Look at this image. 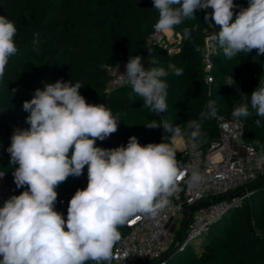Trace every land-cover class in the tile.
<instances>
[{
    "label": "clouds",
    "instance_id": "obj_1",
    "mask_svg": "<svg viewBox=\"0 0 264 264\" xmlns=\"http://www.w3.org/2000/svg\"><path fill=\"white\" fill-rule=\"evenodd\" d=\"M237 7L234 0H153L158 13L153 27L160 33L172 31L185 19H196L197 11L211 8L204 20L219 26L213 39L227 59L253 50L264 56V0H248V7L234 13ZM17 31L13 20L0 16V81L10 57L18 51ZM183 35L190 38V31L185 29ZM33 43L38 46V39ZM142 60L139 55L130 57L121 76L142 99L143 107L157 114L165 112L166 78L181 76L184 70L171 62L166 68L146 69ZM234 84L232 76L226 79L225 85ZM82 86L57 80L43 90L36 89L33 98L23 102L30 127L14 131L7 151L10 164L18 165L12 173L16 187L27 189L0 207V264H112L114 248L122 239L120 227L158 217L178 192L183 177L191 186L203 181L199 171L189 174L181 168L176 147L167 142L141 145L131 136L126 146H96L97 140L104 141L118 131L121 118L103 103H88L79 91ZM240 94L232 115L248 118L255 114V124L261 126L264 80L250 96ZM217 118L216 104L209 101L206 111L187 127L195 136L204 120ZM145 126L160 127L155 122ZM163 129L173 136L182 134L179 125L168 123ZM85 166L87 186L76 190L65 219L55 208L56 189L69 176L80 177Z\"/></svg>",
    "mask_w": 264,
    "mask_h": 264
},
{
    "label": "trees",
    "instance_id": "obj_2",
    "mask_svg": "<svg viewBox=\"0 0 264 264\" xmlns=\"http://www.w3.org/2000/svg\"><path fill=\"white\" fill-rule=\"evenodd\" d=\"M234 3L238 6L234 13L248 7V0H234ZM3 15L13 20L18 29L15 37L18 51L10 57L0 81V143L4 133L8 146V122L13 121L22 130L28 129L29 113L23 110V102L31 100L36 89L43 90L46 84L57 80L81 83L79 91L88 103H103L113 114L119 113L118 131L104 141H96V146L106 149L126 146L131 136H136L141 145L171 144L173 135L164 131L166 124L179 125L182 133L193 130L187 127L188 122L198 120L209 101L215 102L218 117L229 118L240 104V92L250 96L259 81L264 80V56L256 55L253 50L229 60L216 42L210 71L212 82L204 83L201 61L206 22L201 10L195 13L196 19H185L172 30L180 37L179 42L170 47L152 45L149 55L148 38L158 19L153 0H0V16ZM185 29L190 31V38L184 37ZM34 39H38V46L34 45ZM170 49L178 50L170 52ZM137 55L148 61L149 68H166L171 62L184 70L181 76L166 78L169 87L165 112L157 114L143 107L142 99L129 85L107 90L108 68L116 59L128 61ZM153 59L158 62L156 65L150 63ZM230 76L235 81L233 86L225 85ZM256 119L255 114L238 118L242 139L254 142L264 152V120L258 127ZM152 122L160 127L145 126ZM199 132L200 149L206 155L210 144L218 138L217 119L204 120ZM176 158L186 160L178 152ZM0 168L15 193L27 189L16 187L14 170L5 150ZM86 186L87 166L80 177L69 176L57 187L56 210L67 214L68 203L76 190ZM246 190L249 197L243 206L211 223L198 249L184 245L182 226L188 211L203 206L207 200L200 205L185 206L179 229L162 259L164 264H264V175L247 184ZM119 231L123 239L129 228L124 225Z\"/></svg>",
    "mask_w": 264,
    "mask_h": 264
},
{
    "label": "built area",
    "instance_id": "obj_3",
    "mask_svg": "<svg viewBox=\"0 0 264 264\" xmlns=\"http://www.w3.org/2000/svg\"><path fill=\"white\" fill-rule=\"evenodd\" d=\"M205 15L213 10H201ZM218 25L206 22L203 28L202 67L204 83L212 82L211 67L216 54V41L213 39ZM167 34L155 30L148 38L146 53L149 55L152 45H164ZM128 61L116 59L108 68L107 90L121 85H128L121 76L126 73ZM144 67L149 68L148 61H142ZM2 112L0 111V115ZM218 138L212 142L206 155L200 149V143L192 148L198 138L191 140V147L180 154L186 157L179 161L181 168L190 174L199 171L203 181L197 186L187 183V176L180 182V188L171 198L169 206L156 218H141L135 223L129 222L125 226L129 232L116 245L113 251L112 264H164V255L171 247L174 235L171 227L181 220L185 206L200 205L207 200L206 205L195 209L185 228L183 243L191 244L201 238L208 226L227 212L238 209L247 201L249 195L247 184L264 175V152L259 151L254 142L242 139V125L237 117H218ZM21 129L13 121L8 122L7 137L11 144V137L15 130ZM198 135L200 132L198 131ZM199 137V136H198ZM4 147L0 143V158ZM16 168V166H15ZM0 173L4 171L0 168ZM15 193L6 181V175L0 177V207L4 201ZM64 218L67 214L63 213ZM180 221L177 223L179 229Z\"/></svg>",
    "mask_w": 264,
    "mask_h": 264
},
{
    "label": "rangeland",
    "instance_id": "obj_4",
    "mask_svg": "<svg viewBox=\"0 0 264 264\" xmlns=\"http://www.w3.org/2000/svg\"><path fill=\"white\" fill-rule=\"evenodd\" d=\"M165 45L164 46H166V47H170L171 45H173V44H175L176 42H177V38L176 37H174L173 35H172V33H168L167 34V37L165 38ZM173 47V46H172ZM192 133H193V131H189V132H184L183 133V138H185V139H190V138H198V140L194 143V145L192 146V148H194L195 146H197L200 142H201V137H200V135H198L199 133L197 132V134L195 135V136H193L192 135ZM199 136V137H198ZM180 221V219L179 220H177L176 221V225H174V226H172L171 227V234H172V236L174 235V233H175V231H176V229H177V223ZM201 241H202V239L201 238H199V239H197V240H194L193 242H191V244H190V246H191V248H193V249H198V247H199V245H200V243H201Z\"/></svg>",
    "mask_w": 264,
    "mask_h": 264
},
{
    "label": "crops",
    "instance_id": "obj_5",
    "mask_svg": "<svg viewBox=\"0 0 264 264\" xmlns=\"http://www.w3.org/2000/svg\"><path fill=\"white\" fill-rule=\"evenodd\" d=\"M166 34H168V33H172V35L174 36V37H176L177 38V42H179V40H180V37L179 36H177V35H174L173 34V31H168V32H165ZM176 42V43H177ZM176 48V47H175ZM178 49H170L169 51L170 52H172V51H177ZM189 131H194V130H187V131H185V132H189ZM184 133V132H183ZM183 133L180 135V136H173L172 138H171V144L172 145H174L175 147H176V149H177V152L178 153H180V152H182L184 149H186V148H189V147H191V140L193 139V137L192 138H190V139H185V138H183Z\"/></svg>",
    "mask_w": 264,
    "mask_h": 264
},
{
    "label": "water",
    "instance_id": "obj_6",
    "mask_svg": "<svg viewBox=\"0 0 264 264\" xmlns=\"http://www.w3.org/2000/svg\"><path fill=\"white\" fill-rule=\"evenodd\" d=\"M1 138H2V144H3L4 150H5V152L8 154L9 158H10V153H8V151H7V148H8L9 146H8V144H7L6 136L4 135V133L1 134ZM11 165H12V169L15 170V165H13V164H11ZM24 187L27 188V186H24ZM204 205H206V204H204ZM199 207H200V206H196V207H194L193 209H191V210L188 211V213H187V215H186V218H185V222H184V224H183V226H182V232H183V231L185 230V228H186V224H187V222H188V218H189L190 214H191L195 209H197V208H199ZM180 241H181V239H180V237H179L178 240H177V242L179 243Z\"/></svg>",
    "mask_w": 264,
    "mask_h": 264
}]
</instances>
